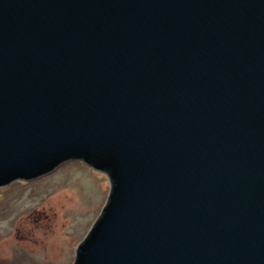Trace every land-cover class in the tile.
Here are the masks:
<instances>
[{"label": "water", "instance_id": "1", "mask_svg": "<svg viewBox=\"0 0 264 264\" xmlns=\"http://www.w3.org/2000/svg\"><path fill=\"white\" fill-rule=\"evenodd\" d=\"M73 160V264H264V0H0V187Z\"/></svg>", "mask_w": 264, "mask_h": 264}, {"label": "rangeland", "instance_id": "2", "mask_svg": "<svg viewBox=\"0 0 264 264\" xmlns=\"http://www.w3.org/2000/svg\"><path fill=\"white\" fill-rule=\"evenodd\" d=\"M108 195V177L78 160L0 187V264H73Z\"/></svg>", "mask_w": 264, "mask_h": 264}]
</instances>
